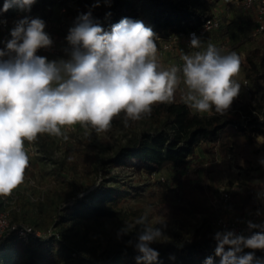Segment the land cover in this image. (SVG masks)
Returning <instances> with one entry per match:
<instances>
[{
  "label": "rangeland",
  "instance_id": "1",
  "mask_svg": "<svg viewBox=\"0 0 264 264\" xmlns=\"http://www.w3.org/2000/svg\"><path fill=\"white\" fill-rule=\"evenodd\" d=\"M86 2L93 5L95 0ZM190 4L196 9L205 8L204 0H191ZM104 5V0H101L100 6L96 8ZM33 6L42 15L45 14L43 16L46 26L48 24L50 28L56 27L53 20L57 18L58 9L52 14L48 13L49 0H36ZM76 9L79 15L91 10L81 7L78 2ZM229 11H233L238 22L233 21L230 24ZM212 14L223 17V27L213 36L205 38L200 48L204 51L209 44L217 46L219 42H227L230 46L244 39V44L235 51L242 62L240 73L235 77L240 84V93L224 115L214 110L199 114L207 119L217 117L220 120L227 115H239L241 124H246L252 130L256 129L254 134L259 145L250 150L247 159L238 160L228 154V161L217 153L207 155L199 148L198 159H192L190 166L184 171L181 183L175 179V171L170 166L151 172L137 159L126 160L124 165L114 167L104 165V158L114 157L121 147L136 141L143 131L158 130L164 118L160 114H152L160 103L152 107L150 115L139 121L129 120L127 126L125 116L121 113L116 124L104 133L97 134L95 130H86L77 124L64 129L67 139L43 134L32 143L25 141L29 166L25 170L24 182L13 190L8 201L2 202L17 223L33 225L37 229L53 233L52 236L56 237L59 231L64 233V241L73 252V257L65 264H96L97 260L105 259L109 255L117 254L121 258L124 250L136 253L134 257H137L139 253L134 245L144 225H136L135 221L145 213L146 223L161 228L164 233L158 242L151 245L157 251L168 248L172 242L183 244L204 226H210L212 234H215L220 231L214 226L218 215L226 214L240 219L253 211L264 213V164L260 163L264 159V109L258 104L257 97L252 92V80L246 74L250 67L249 56L255 50L264 52V34L254 32L253 14L242 19L243 12L238 4L225 5L221 0L211 7ZM181 52L183 54L174 50L165 53L162 58L157 54V62L163 63L160 65L163 69L173 65L182 66L181 57L191 53L187 49ZM63 57L68 58L65 50L60 58L47 59L52 61ZM185 92L181 82L171 103L184 102L182 97ZM102 183L116 189L115 194L120 200L117 211L122 212L123 216L104 217L100 220L75 216V219L67 222H58L59 215L63 214L62 208L73 206L76 195H91ZM239 190L252 191L260 208H245L239 199L233 197L226 202L221 197L222 192H230L232 196ZM1 199L3 196H0V203ZM128 225L133 227L127 229V234H123L121 230ZM6 254L7 252H2L1 255Z\"/></svg>",
  "mask_w": 264,
  "mask_h": 264
},
{
  "label": "clouds",
  "instance_id": "2",
  "mask_svg": "<svg viewBox=\"0 0 264 264\" xmlns=\"http://www.w3.org/2000/svg\"><path fill=\"white\" fill-rule=\"evenodd\" d=\"M100 2L95 0L93 7ZM35 3L4 0L0 17L13 6L30 12ZM45 27L42 19L25 16L15 22L11 38L0 49V196L11 195L24 182L29 166L25 141L32 143L41 134L67 139L64 129L77 124L104 133L121 113L127 126L129 120L150 115L155 104L173 102L181 82L184 103L201 114L214 110L224 115L239 96L235 77L242 62L235 52L222 55L209 44L204 51L184 54L182 66L163 69L151 27L124 18L106 31L89 10L78 15L68 31L69 58L49 61L37 55L53 44ZM189 46L199 49L201 40L193 34ZM146 221L147 213L135 221L144 225L134 245L136 264L157 261L159 252L151 245L164 236L161 228ZM131 227L121 232L127 234ZM247 229V236L231 230L215 233L219 264H264V258L255 255V250L264 251V222L248 221ZM204 264L215 261L208 257Z\"/></svg>",
  "mask_w": 264,
  "mask_h": 264
},
{
  "label": "trees",
  "instance_id": "3",
  "mask_svg": "<svg viewBox=\"0 0 264 264\" xmlns=\"http://www.w3.org/2000/svg\"><path fill=\"white\" fill-rule=\"evenodd\" d=\"M65 1L68 0H61V2ZM190 1L110 0V3H105L104 7L96 8L86 0H77L81 7L91 9L93 19L106 31L124 18L142 21L155 32L157 47L160 45L158 41L160 35L166 36L198 26L211 15V7L221 0H204L203 9L194 8ZM3 3L4 0H0V8L3 7ZM58 3L59 0H49L48 13H54L58 9ZM17 10L19 9L13 6L2 16L11 17ZM35 10L39 11L37 7ZM243 44L244 39L234 42L225 54L235 52ZM249 63L250 67L247 68L246 74L252 80V92L255 93L258 104L264 109V52L255 50L249 56ZM154 109L155 113L152 115L160 114L164 118L158 130L143 131L136 141L121 147L114 157L104 158L102 161L104 165L114 167L124 165L126 160L137 159L151 172L170 166L175 171V179L181 183L184 171L188 169L192 159H198L199 148L207 155L217 153L228 161V154H232L238 160L247 159L250 150L259 145L254 134L256 129L252 130L246 124H241L239 115H227L223 120L217 117L207 119L190 109L184 102L160 103ZM116 122L117 117L112 121V126ZM115 191L116 189L102 183L91 195L84 197L76 195L73 206L62 208L63 214L59 215L58 222H67L75 219V216L91 217L96 220L123 216L122 212L117 211L120 200ZM233 197L239 199L245 208L249 206L252 209L260 208L250 190L234 192L231 200ZM1 207H3L2 203H0ZM258 212L261 222H264V213ZM11 218L12 222H16L13 216ZM58 233V237L34 238L29 243H25L13 234L7 235L4 244L0 247V264H65L73 257V252L64 241L65 234L60 231ZM214 236L211 227L204 226L183 244L172 242L168 248L158 250V260L153 264H204L208 257H213L215 264H219V257L215 256ZM2 252L7 254L3 256ZM124 253H122L123 257L121 254V258L117 254L109 255L105 259L97 260L96 264L121 262L136 264L134 257L136 253L130 250H124ZM255 255L264 258V251L255 250Z\"/></svg>",
  "mask_w": 264,
  "mask_h": 264
},
{
  "label": "built area",
  "instance_id": "4",
  "mask_svg": "<svg viewBox=\"0 0 264 264\" xmlns=\"http://www.w3.org/2000/svg\"><path fill=\"white\" fill-rule=\"evenodd\" d=\"M59 1L60 3H58L57 10L58 15L57 18L53 20V24H56V27L50 28V26L48 27V24L45 27V31L51 37L53 44L49 48H42L38 50L37 55L60 58L62 52H64V50L67 48H70V45L66 40V36L68 35L69 29L73 26L77 16L79 15L76 9L77 0H68L65 2H61V0ZM223 1L225 5L238 4V7L241 8V11L243 12L242 19L246 18L250 14H253L255 27L254 32L258 34H264V0ZM25 16L40 18L45 22L44 16L40 13V11L35 10L34 6L31 7L30 12L17 10L16 13L11 17H0V19L6 21L5 24H0V49L4 48L5 42L11 38L10 30L15 26V22L24 18ZM228 17L230 24L233 21L238 22V19L233 14V11H229ZM223 23L222 16L219 14H212L206 17L203 22H201V24L194 28L189 27L186 31H181L166 36L160 35L158 38L160 45L159 48H157V54L160 58H162L165 56V53H169L177 49H187L190 51V53L202 51L201 48L193 49L189 46L192 35L194 34L202 42L205 38L213 36V34L219 32L223 27ZM216 47L220 50V52L223 53L229 49L227 42H219ZM68 58L63 57L65 60ZM248 83L249 82H246V84ZM221 197L226 202L230 201L231 193L227 191L222 192ZM2 200L8 201L9 196H7V198L3 196V199H1V203L3 204ZM248 221H252L257 224L261 223L260 212H250L242 216L240 219H234L226 214L218 215L214 220V226L220 231L231 230L238 234L247 236L249 234L247 229ZM9 234H13L19 239L23 240L25 243H29L34 238H46L52 236L53 233L51 234L49 231H42L30 224L12 222L11 211L5 205H3V207L0 208V247H2L4 240Z\"/></svg>",
  "mask_w": 264,
  "mask_h": 264
},
{
  "label": "crops",
  "instance_id": "5",
  "mask_svg": "<svg viewBox=\"0 0 264 264\" xmlns=\"http://www.w3.org/2000/svg\"><path fill=\"white\" fill-rule=\"evenodd\" d=\"M181 51H183V50H181V49H177V52H178V54H183V52H181ZM158 60V59H157ZM159 61V60H158ZM159 65H163V63H159Z\"/></svg>",
  "mask_w": 264,
  "mask_h": 264
}]
</instances>
